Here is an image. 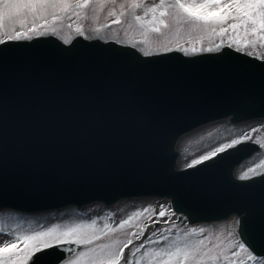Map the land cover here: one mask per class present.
Masks as SVG:
<instances>
[{"label": "water", "instance_id": "1", "mask_svg": "<svg viewBox=\"0 0 264 264\" xmlns=\"http://www.w3.org/2000/svg\"><path fill=\"white\" fill-rule=\"evenodd\" d=\"M21 43L33 52L0 53V209L34 213L158 196L170 200L179 223L194 225L264 200V176H233L255 144L175 168L184 134L224 119H264L262 62L231 50L144 57L81 38ZM133 56L148 65L138 68ZM76 251L66 245L62 255Z\"/></svg>", "mask_w": 264, "mask_h": 264}, {"label": "snow or ice", "instance_id": "2", "mask_svg": "<svg viewBox=\"0 0 264 264\" xmlns=\"http://www.w3.org/2000/svg\"><path fill=\"white\" fill-rule=\"evenodd\" d=\"M94 2L117 6V0H0V53L33 52L29 50L30 44L21 42L45 35L38 31V28L45 25H34L26 31H6V24H23L30 17L41 19L48 15H51L54 24L60 19L59 13L69 15L78 9L89 7ZM118 7L119 16L113 23H121L120 17L130 13L145 37L148 33H156L164 38L156 45L160 53L182 51L186 56L197 52L220 53L225 46L236 52H244L251 45L253 50L246 52L251 57L257 45L264 47V0H159L148 7L144 6V0H121ZM141 9L143 15L137 14ZM111 14L116 15L115 12ZM185 26L189 35L201 34L191 48L184 47L179 38L175 41L168 38L169 33L173 32L179 37ZM76 31L83 35L80 28ZM52 32L55 34L56 29L53 28ZM204 35L219 36L221 41L214 46H205ZM146 42L141 40L137 44ZM63 43L66 45L68 41L64 40ZM131 47L135 49L136 44ZM139 51L144 57L152 55L145 48H139ZM68 53L70 52L60 51V54ZM254 58L262 62L259 68L264 71V54ZM129 61L138 68L148 65L146 61L135 56ZM142 123L146 128L149 126V120ZM250 140L251 136H245L222 144L214 151L193 160L187 168L214 160L219 154L227 153ZM261 175L264 176V173ZM239 179L245 180L249 177L245 174ZM261 184H264V180ZM144 211L147 212L148 209ZM236 214L237 230L229 233L227 247L222 243L213 244L207 238L191 239L195 229L185 232L182 237H173L165 234L170 230H161L159 234L153 232L146 236V228H140L138 232L128 233L129 238L125 240L112 239V234L131 224L133 217H129L117 227H110L108 224L101 229L82 225L57 226L30 234H17L13 241L0 245V264H220L221 261L224 264H246L245 258L248 261L256 260L257 257L253 255L256 249L264 250V200L259 204L254 202L249 208L240 209ZM141 215L139 212L135 214L136 217ZM166 215L162 208L159 217ZM199 231L203 233L205 229ZM136 241H139L138 245H135ZM66 245H75L80 249L74 258L62 255ZM126 249L130 255L126 254Z\"/></svg>", "mask_w": 264, "mask_h": 264}, {"label": "rangeland", "instance_id": "3", "mask_svg": "<svg viewBox=\"0 0 264 264\" xmlns=\"http://www.w3.org/2000/svg\"><path fill=\"white\" fill-rule=\"evenodd\" d=\"M120 2L121 0H117V6L115 7L111 4L102 5L101 3L94 2L85 9L71 12L69 14L71 18H69V15L59 13L60 19L54 24L52 23L51 15L41 19L30 17L23 24H6L5 30L26 31L34 25H45V27L38 28V31L44 32L45 35H52L61 42L67 40L69 43L73 37L80 36L85 39L116 41L123 45L136 44L138 51L139 48H145L146 50H150L152 54H159L160 52L157 51L156 45L164 38L156 33H148L147 37H145L130 13L124 17H120L121 23H113L119 16L120 9L118 5ZM158 2L159 0H144V6H152ZM112 12H115L116 15H112ZM137 14L143 15V9L138 10ZM147 19H150V17ZM53 28L56 29L55 34L52 32ZM78 28L82 30L83 35L76 31ZM188 31L185 26L181 29L179 37L173 32L169 33L168 38L173 41L179 38L180 43L184 47L191 48L201 34L192 33L189 35ZM141 40H146L147 42L137 44V41ZM220 41L221 37L219 36L204 35L203 38L205 46H214L215 43H219ZM226 44L227 40L225 39ZM173 47H175V43H173ZM252 50L253 48L250 45L243 53ZM178 52L184 54L182 51ZM198 53L202 52H197L196 54ZM259 54H264V47L257 45L256 50L253 51V57ZM253 129L256 131L253 132ZM245 136H251L250 141L259 145L260 151L242 162L234 170V177L239 179L241 175L245 174L249 178L260 175L264 172V120L249 121L236 125H231L228 120H224L202 126L182 136L176 144V151L178 153L176 167L180 170L185 169L193 160L214 151L222 144L230 143L234 139H240ZM249 169H254V171H249ZM162 208L167 213L163 218L159 217V212ZM145 209H148V211L145 212ZM138 212L142 213V215L136 217L135 214ZM129 217H133L131 224L112 234V239L125 240L129 238L128 233L138 232L140 228H146V236L152 235L153 232L159 234L161 230H170L166 231L165 234L173 237L177 235L182 237L185 232L195 229L196 232L192 235L191 239L199 240L207 238L213 244L222 243L227 247L230 241L229 233L236 232L237 217L235 216L210 224L188 226L182 220L179 225H175L177 216L172 213L169 200L157 197H141L120 200L110 207H105L101 203H93L80 209L72 206L58 211L34 214L0 210V230H2L0 231V245L13 241L17 234H30L57 226L82 225L101 229L105 224H108L110 227H117L121 221L128 220ZM93 222L95 223L93 224ZM156 222L166 225L154 228L153 225ZM200 229H205V231L201 233ZM131 238L135 240L134 237ZM138 244L139 241H136L135 245ZM21 247H23L22 244ZM76 254L70 258H74ZM126 254L130 255L129 250ZM245 260L246 264H264V258H256L255 261H248L246 258ZM220 264H224V262L221 261Z\"/></svg>", "mask_w": 264, "mask_h": 264}, {"label": "bare ground", "instance_id": "4", "mask_svg": "<svg viewBox=\"0 0 264 264\" xmlns=\"http://www.w3.org/2000/svg\"><path fill=\"white\" fill-rule=\"evenodd\" d=\"M130 247H132V246H130ZM127 251H128V249L125 250L126 253H127Z\"/></svg>", "mask_w": 264, "mask_h": 264}]
</instances>
